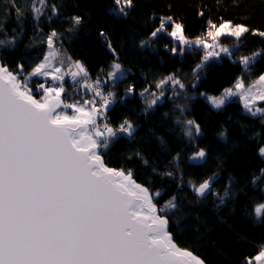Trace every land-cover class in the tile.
<instances>
[{"label":"trees","instance_id":"trees-1","mask_svg":"<svg viewBox=\"0 0 264 264\" xmlns=\"http://www.w3.org/2000/svg\"><path fill=\"white\" fill-rule=\"evenodd\" d=\"M15 3L22 11L19 17L11 8L12 0H0V39L16 38L14 46L0 48L2 62L12 71L23 64L28 73L41 62L48 52L47 36L55 30V46L73 61L83 63L89 82L98 77L103 81L116 59L107 46L108 41L112 42L126 78L114 86L103 85L105 94H117L116 103L107 113L108 120L116 126L127 118L136 126V132L132 138L122 136L111 146L105 161L111 167L131 170L152 193L160 192L154 198L159 207L173 196L177 198L175 214H170L175 241L207 264H247L258 254L264 236L259 242L255 237L264 224L257 223L251 212L254 204L264 202V157L259 154L260 147H264V115L254 117L246 112L239 97L214 109L201 93L221 95L238 77L245 80L246 86L253 82L264 71V54L256 57L250 70L244 69L239 57L264 50V37L252 32L242 35L239 41L221 36L219 44L228 45L234 55L209 61L212 70L206 68L199 80L193 70L204 55L202 47L185 46L183 54L179 49L172 54L168 48L176 42L166 34L144 48L140 42L149 39L150 32L159 26V18L167 16L183 24L184 35L192 41L207 38L209 21L217 26L231 21L264 31V0H133L134 7L126 9L127 16L120 13L115 0H48L50 5L58 6L57 15L46 9L39 20L30 12L32 0ZM76 15L82 17V24L72 34L68 29L72 27L71 17ZM169 75L180 79L185 88L176 87L179 95H175L173 86L166 85L161 100L145 112L147 104L139 93L149 88L158 95L155 83ZM49 81L31 77L28 83L35 90L38 83L51 85ZM130 84L135 85V93L128 97L125 92ZM93 95L79 83L65 80L62 97L67 102H83ZM258 106L264 107V103ZM187 119L201 125L202 135L191 139L184 135V126L177 121ZM222 131L227 139L219 135ZM199 148H204L208 157L194 163L189 157ZM213 176L211 191L204 197L197 196L192 184Z\"/></svg>","mask_w":264,"mask_h":264},{"label":"snow or ice","instance_id":"snow-or-ice-1","mask_svg":"<svg viewBox=\"0 0 264 264\" xmlns=\"http://www.w3.org/2000/svg\"><path fill=\"white\" fill-rule=\"evenodd\" d=\"M115 3L124 16L128 14L126 9L134 7L133 0ZM11 8L18 17L22 14L15 0ZM46 9L57 15V5H50L48 0H32L30 12L34 19L39 20ZM70 22L68 32L74 34L82 17L73 16ZM249 32L264 37V31L245 24L224 21L217 26L209 21L207 38L211 42L204 37L192 41L184 35L183 24L167 16L159 18V26L150 32L148 40L140 42V47L149 46L161 34L176 42L168 48L172 54H177L178 49L183 54L185 46L202 47L204 55L193 70L199 80L206 68L212 70L209 61L234 55L231 48L219 44L221 36L239 41ZM15 39H0V48L14 46ZM56 39L58 33L53 30L47 36V54L28 73L23 64L12 71L0 63V264H204L193 252L174 242L169 226L170 214L174 215L178 207L177 198L173 196L158 207L154 198L160 192L152 193L138 183L131 170L110 167L105 162V153L111 146L122 136L132 138L136 132V126L127 118L116 126L108 120L107 113L116 103L117 94H105L103 85L114 86L126 78L112 42L108 41L107 46L116 59L107 79L98 77L89 82L81 62L71 57L59 58L61 50L55 46ZM262 54L264 50L241 56L239 63L250 70ZM65 63L68 70H62ZM66 76L92 92L93 97L83 103L62 99ZM31 77H44L46 81L50 78L52 84L38 83L34 90L28 83ZM168 84L173 86L175 95H179L176 87L185 88L175 75L155 83L160 90L158 95L144 88L139 95L145 98V112L161 100ZM134 93L135 85H128L125 95L131 97ZM233 97H239L244 110L252 116L264 115V107L257 106L264 103V71L247 86L238 77L221 95L205 98L219 110ZM177 107L184 111L183 106ZM177 122L184 126V135L190 139L202 135L196 120ZM219 135L227 139L223 131ZM259 154L264 157V147H260ZM207 157L206 150L199 148L189 160L197 163ZM261 173L264 175V170ZM214 179L213 176L198 185L193 183L196 195L204 197L209 193ZM228 194L226 190L225 196ZM251 215L257 223L264 224V202L254 204ZM247 264H264V246Z\"/></svg>","mask_w":264,"mask_h":264},{"label":"rangeland","instance_id":"rangeland-1","mask_svg":"<svg viewBox=\"0 0 264 264\" xmlns=\"http://www.w3.org/2000/svg\"><path fill=\"white\" fill-rule=\"evenodd\" d=\"M215 31V30H214ZM225 46V45H224ZM228 46V45H227ZM64 57H69L67 54H65V53H62L61 51H60V57L59 58H64ZM75 61H79V62H81L80 60H75ZM82 63V62H81ZM83 64V63H82ZM85 67V66H84ZM62 70H68V65H67V63H65V67H64V69H62ZM74 70V69H73ZM68 78V80L70 79L71 81H72V79H71V77L70 76H66L65 77V80ZM48 79H50V78H48ZM50 83H52V81H51V79H50V81H49ZM73 82V81H72ZM44 83H46V82H44ZM78 84V83H77ZM46 86H49V85H47L46 84ZM85 90H87V89H85ZM204 97H206V96H219V95H214V94H209V93H204V95H203ZM39 98V97H38ZM63 98V97H62ZM233 98H235V97H233ZM232 99V98H231ZM66 101V100H65ZM67 102V101H66ZM81 103H83V102H81ZM258 106V105H257ZM67 111H69V114H71V110H67ZM155 201V200H154ZM264 236V228L256 235V239H255V241L256 242H259V241H261V239H262V237Z\"/></svg>","mask_w":264,"mask_h":264},{"label":"water","instance_id":"water-1","mask_svg":"<svg viewBox=\"0 0 264 264\" xmlns=\"http://www.w3.org/2000/svg\"><path fill=\"white\" fill-rule=\"evenodd\" d=\"M0 63H3L2 62V60H1V54H0ZM63 99V98H62ZM106 162V161H105ZM111 167V166H110ZM133 178L136 180V178L134 177V175H133ZM137 181V180H136ZM138 182V181H137ZM138 183H140V182H138ZM140 184H142V183H140ZM142 185H144V184H142ZM145 186V185H144ZM145 187H147V186H145ZM150 190V189H149ZM151 192V191H150ZM155 202V201H154ZM159 207V206H158ZM169 229H170V226H169ZM173 239H174V235H173ZM174 242L179 246V247H181L176 241H175V239H174ZM181 248H183V247H181ZM184 249H186V248H184ZM187 250H189V251H191V252H193L192 250H190V249H187ZM193 254L194 255H196V256H198L195 252H193ZM201 260H203L200 256H198ZM204 261V260H203ZM204 264H207L205 261H204Z\"/></svg>","mask_w":264,"mask_h":264},{"label":"built area","instance_id":"built-area-1","mask_svg":"<svg viewBox=\"0 0 264 264\" xmlns=\"http://www.w3.org/2000/svg\"><path fill=\"white\" fill-rule=\"evenodd\" d=\"M96 99L98 100L99 98L97 97Z\"/></svg>","mask_w":264,"mask_h":264}]
</instances>
